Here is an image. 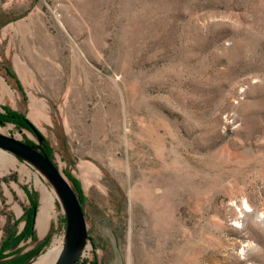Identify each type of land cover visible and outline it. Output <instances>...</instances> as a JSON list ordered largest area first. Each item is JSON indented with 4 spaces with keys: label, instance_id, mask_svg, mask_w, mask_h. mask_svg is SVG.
Segmentation results:
<instances>
[{
    "label": "rangeland",
    "instance_id": "1",
    "mask_svg": "<svg viewBox=\"0 0 264 264\" xmlns=\"http://www.w3.org/2000/svg\"><path fill=\"white\" fill-rule=\"evenodd\" d=\"M3 108L80 185L75 264H264V0H0ZM34 174L54 190L0 151V264L65 240L59 197L35 228Z\"/></svg>",
    "mask_w": 264,
    "mask_h": 264
},
{
    "label": "water",
    "instance_id": "2",
    "mask_svg": "<svg viewBox=\"0 0 264 264\" xmlns=\"http://www.w3.org/2000/svg\"><path fill=\"white\" fill-rule=\"evenodd\" d=\"M2 121L0 120V124ZM39 144L30 145L0 133V151L37 168L57 193L66 216L64 247L56 264H75L88 238L84 212L77 192L41 147L44 136L31 124Z\"/></svg>",
    "mask_w": 264,
    "mask_h": 264
},
{
    "label": "bare ground",
    "instance_id": "3",
    "mask_svg": "<svg viewBox=\"0 0 264 264\" xmlns=\"http://www.w3.org/2000/svg\"><path fill=\"white\" fill-rule=\"evenodd\" d=\"M1 84L8 92L9 89L2 79ZM10 128L11 126L0 128V132L8 133ZM34 185L39 192V207L36 216L35 228L40 235H45L49 231H53L55 228L57 229L59 209L57 207L56 201L58 196L53 189H50V187L48 188L44 183H42L37 174H34ZM53 239L54 240L50 249H48V251L43 254L39 262L35 261V264H56L64 247V237H58L57 235Z\"/></svg>",
    "mask_w": 264,
    "mask_h": 264
},
{
    "label": "trees",
    "instance_id": "4",
    "mask_svg": "<svg viewBox=\"0 0 264 264\" xmlns=\"http://www.w3.org/2000/svg\"><path fill=\"white\" fill-rule=\"evenodd\" d=\"M8 74H9V72H8ZM9 75L11 76V74H9ZM3 111H4V114L0 113V118L2 119L3 122H11V123H14L16 126H18L19 128H24L27 130H29V128L31 127L32 123L25 117V115L14 112V111L10 110L9 108H3ZM25 143L30 144V145H34V143H32L30 141H26ZM41 147H42L43 151L47 154V156L50 159H52L51 148L47 144L45 138L41 142ZM67 177H68L69 181L71 182L73 188L77 192L78 197H79L81 204H82L81 190H80V185H79L78 181L75 178L71 177L70 175H67ZM35 209H36L35 205L32 204V207L29 208V210H27L25 212L26 222H25V227H24L23 231L21 232V237L30 233L31 228L34 224ZM3 248H5V242L2 244L1 249H3Z\"/></svg>",
    "mask_w": 264,
    "mask_h": 264
},
{
    "label": "flooded vegetation",
    "instance_id": "5",
    "mask_svg": "<svg viewBox=\"0 0 264 264\" xmlns=\"http://www.w3.org/2000/svg\"><path fill=\"white\" fill-rule=\"evenodd\" d=\"M0 120L2 121V119L0 118ZM3 122V121H2ZM29 130H30V128H29ZM30 132H31V130H30ZM32 133V132H31Z\"/></svg>",
    "mask_w": 264,
    "mask_h": 264
},
{
    "label": "crops",
    "instance_id": "6",
    "mask_svg": "<svg viewBox=\"0 0 264 264\" xmlns=\"http://www.w3.org/2000/svg\"><path fill=\"white\" fill-rule=\"evenodd\" d=\"M19 161V160H18ZM21 162V161H20Z\"/></svg>",
    "mask_w": 264,
    "mask_h": 264
}]
</instances>
